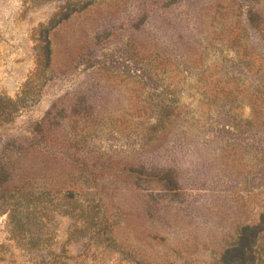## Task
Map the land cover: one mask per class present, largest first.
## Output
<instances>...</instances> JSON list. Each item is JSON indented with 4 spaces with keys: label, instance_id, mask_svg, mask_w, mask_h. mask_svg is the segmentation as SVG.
Instances as JSON below:
<instances>
[{
    "label": "rangeland",
    "instance_id": "rangeland-1",
    "mask_svg": "<svg viewBox=\"0 0 264 264\" xmlns=\"http://www.w3.org/2000/svg\"><path fill=\"white\" fill-rule=\"evenodd\" d=\"M46 41L52 78L0 125V160L34 149L44 243L0 213V264H214L261 225L264 0H0V99Z\"/></svg>",
    "mask_w": 264,
    "mask_h": 264
},
{
    "label": "trees",
    "instance_id": "trees-1",
    "mask_svg": "<svg viewBox=\"0 0 264 264\" xmlns=\"http://www.w3.org/2000/svg\"><path fill=\"white\" fill-rule=\"evenodd\" d=\"M49 59L50 48L46 41V47L42 48L37 56L35 72L24 84L20 94L15 100L0 99L5 103L0 106V125L9 124L17 112L38 101L42 88L53 75L49 69ZM257 122L256 117L254 119L251 117L245 121V126H255ZM259 126L260 128L256 126L253 131L264 134V118L260 120ZM33 150L31 146H19L16 161L11 160L10 155L5 156L7 154L0 160V213H7V227L11 238L17 242L26 241L27 251L38 249L43 245V231L39 227L45 225L38 217L37 209L43 199L49 203L52 201L49 194H37L32 188L31 176L34 167L27 159V155ZM7 152L10 153L9 150ZM67 199L69 203L64 204L66 208L63 215L73 217L71 211L78 206L77 201L72 193ZM46 218L49 220L47 216ZM237 235L240 241L232 242L214 264H264V251L262 253L259 249V241L264 235V215L261 217V225L243 226Z\"/></svg>",
    "mask_w": 264,
    "mask_h": 264
}]
</instances>
